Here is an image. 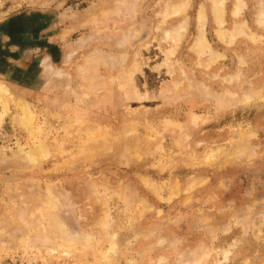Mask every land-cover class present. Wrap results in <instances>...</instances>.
Returning a JSON list of instances; mask_svg holds the SVG:
<instances>
[{"label":"rangeland","instance_id":"1","mask_svg":"<svg viewBox=\"0 0 264 264\" xmlns=\"http://www.w3.org/2000/svg\"><path fill=\"white\" fill-rule=\"evenodd\" d=\"M0 264H264V0H0Z\"/></svg>","mask_w":264,"mask_h":264},{"label":"bare ground","instance_id":"2","mask_svg":"<svg viewBox=\"0 0 264 264\" xmlns=\"http://www.w3.org/2000/svg\"><path fill=\"white\" fill-rule=\"evenodd\" d=\"M219 1H221V0H219ZM241 1V0H240ZM180 3V2H179ZM187 3V2H186ZM185 3V4H186ZM240 3V2H239ZM174 5H176L177 7H178V5L175 3ZM173 5V6H174ZM181 5V4H180ZM186 6V5H185ZM220 5H218V8H215V16H216V18H217V20L218 19H221V9H220V7H219ZM184 7V6H183ZM172 8H174V7H172ZM171 10V9H170ZM175 11V10H174ZM201 11H203V10H201ZM236 11V10H235ZM199 12V11H198ZM202 16V15H201ZM219 25H221V24H219ZM42 154V153H41ZM29 155V154H28ZM34 155V154H33ZM30 158V157H29ZM32 159V158H31ZM116 244V243H115ZM108 260V259H107Z\"/></svg>","mask_w":264,"mask_h":264}]
</instances>
